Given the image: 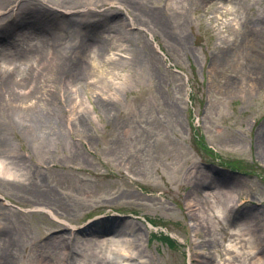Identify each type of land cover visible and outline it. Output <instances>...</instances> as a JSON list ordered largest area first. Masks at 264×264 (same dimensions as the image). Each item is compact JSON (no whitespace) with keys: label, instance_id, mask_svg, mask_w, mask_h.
<instances>
[{"label":"rangeland","instance_id":"obj_1","mask_svg":"<svg viewBox=\"0 0 264 264\" xmlns=\"http://www.w3.org/2000/svg\"><path fill=\"white\" fill-rule=\"evenodd\" d=\"M123 1H98L90 24L67 23L69 32L50 35L61 42L96 28L111 41L123 40L128 56L109 51V42L100 38V53L91 59L104 64L113 58L106 65L116 68L107 69L110 80L101 78L95 86L87 77L68 89L64 79H56L53 85L64 94L48 87L44 100L36 94L0 103L16 119L0 129V156L15 154L27 172L26 180L0 179L4 223L23 238L8 264H23L22 253L38 239L79 229L114 233L124 239L118 246L136 243L143 264H242L238 255L256 252V240L264 248L261 231L246 234L251 222L264 225V153L257 140L264 137V47L256 61L251 43L261 32L257 38L264 46V0H139L140 8ZM130 18L132 28L108 30L112 22L128 24ZM36 37L48 34L38 31ZM138 54L141 62L133 61ZM92 71L87 65V74ZM27 181L26 190L15 183L24 187ZM234 187L237 198L228 195L232 203L219 219L209 201L219 205V196ZM189 198L205 224L197 233ZM238 226L245 228L241 242L242 236L227 231ZM229 243L240 253L225 250ZM63 251L53 248L56 264ZM257 256L264 261L263 251L243 258L244 264Z\"/></svg>","mask_w":264,"mask_h":264},{"label":"bare ground","instance_id":"obj_2","mask_svg":"<svg viewBox=\"0 0 264 264\" xmlns=\"http://www.w3.org/2000/svg\"><path fill=\"white\" fill-rule=\"evenodd\" d=\"M98 1L101 2V5H104L105 0H90L85 3L78 0H0V103L2 100L4 101L5 98L11 96L15 99L27 96L33 97V95L36 94L39 96V100H44L49 95L48 87H52L51 92L64 94L66 91L53 85L55 81L60 79H64L67 88L70 83L81 82L87 79V77L93 81V85H95L101 78L103 80H110L108 77H105L108 73L107 69L112 70L116 68H108L106 65L110 64L113 58L106 59L104 64H95V61L91 59H97V52L100 53L98 46L101 44L100 38L109 42V51L114 50L122 52L128 56V53L121 44L123 40L115 39L111 41L110 38L104 37L102 32L98 31L96 28L87 30L84 36L72 38V36L66 35L65 37L68 38L69 36V38H71L61 42L56 41L54 37L50 36L52 34L63 35L69 32L70 27L67 23L74 25L90 24V22H86L90 19V16L88 15L92 12L99 13V11L96 10L99 7L97 5ZM123 2L125 7L132 6L140 8L139 0H124ZM28 18H33V22L30 21L28 26L22 22H20L21 24H18V21L21 19L29 21L30 19ZM154 18H159L157 21L159 22L158 24H160L161 28L166 31L167 24L164 19L157 16L155 13ZM116 26L118 28L121 26L122 29L132 28L133 21L131 18L129 19L128 24H124L121 20L114 21L108 30L117 33L118 29H116ZM28 27L31 28L27 29ZM21 29H26L27 31H23V34H20L21 36L15 37V33H17L16 30ZM260 30H262V28ZM38 31H44L48 34V37L39 41V38L36 37ZM260 34L262 33L257 32V37H259ZM257 37L256 40L251 41V43L254 44L253 46H255L252 51L255 54L254 57L258 58L256 61L260 60L261 62L262 49L264 46L260 38ZM90 49H94V51L91 50V54L89 53L86 55ZM84 55L86 57H84ZM127 56L125 59L128 60L129 58ZM131 59L136 62H141L142 57L138 54L137 58L131 57ZM118 60L120 62V59ZM87 65L93 70L92 73L87 74ZM119 65L127 66L128 62L121 61V64ZM98 89L100 90V93L103 90V93L107 94V91L103 88L98 87ZM76 91L77 90L70 89L72 94H75ZM239 96H241L240 98L243 101L250 100L249 94H240ZM11 106L15 107V105ZM0 113V129L6 127L5 125H8L9 122L15 124L16 119L13 116V113H10L6 109L3 111L1 108ZM46 114L47 111L45 112V115ZM39 120L41 121L40 116ZM27 124H29V121ZM257 140L259 142V149L264 153V137H258ZM0 149L2 150V147H0ZM22 164L21 158L15 156L13 153L0 156V179L11 182H14L15 180L20 181L21 179L26 180L27 178H25V176L27 175V172H24V166ZM28 182L29 181L23 185L24 187H21L18 182L15 183L20 188L26 190V187L29 186ZM30 191L33 192L32 189ZM217 191L218 190L214 192L209 191L210 195H207L209 198L214 199L213 197ZM228 195H232L233 198L235 197L236 199V187L224 192L223 197H220L221 195L219 196V200H217L219 205L213 203L212 200L209 201L212 203L211 208L213 209V212L219 219L224 218L229 203H232L227 202L226 199L230 198ZM189 199L187 202L188 207L191 208L189 214L190 218L193 220L192 226L194 232L197 233L200 225L204 227L205 224L204 220L201 219L203 216H201L199 207H197L193 198ZM47 211L50 215L55 216L51 210ZM5 214L6 213L0 211V264L10 263L13 259L11 251L15 249L16 256V252L21 246H23V238L20 230L15 228L14 232L9 228L8 224L4 223V221H7ZM251 225L255 226L252 222ZM251 225H246V227H251V230L249 228L246 234H249L250 232L255 233L257 232L256 230L261 231V234H264L263 224H259L257 221V225L254 228ZM244 229L245 228L238 226V228L227 229V231L230 234L232 233L231 235L242 236L243 234L241 235L240 233L241 231H244ZM81 233H84L83 237L81 236ZM90 233L91 231L88 232L84 229H79L76 234L75 232L70 231L66 236H53V238L49 237L45 241L38 239L31 244V250L26 255L22 253L24 255L22 259L24 261L22 262L23 264H56L53 259V253L55 254V252L52 251L55 245H59L64 248V251L58 254L59 263L57 264H89L90 262L91 264H132L135 262V259L136 262L138 261L137 264H143L144 261L141 260V251L138 250L139 245L136 243H128L125 245L124 242L122 245L118 246L117 243L119 241L121 242V240L124 241V239L119 240V236L118 239H116L117 237L114 233H106L104 231L94 232L96 234ZM124 235L127 234H123L122 232L121 236ZM259 237L263 238L264 235ZM238 239H240V242L241 240H245L244 236ZM66 240H71L72 245H67V243H65ZM256 242L258 243V240L254 243ZM257 243V246L254 247V249H257L256 252L248 249V252L244 251L246 253H241L242 255L238 256L243 257L244 259H252L255 258L256 255H261L264 248L261 246V241L260 243ZM202 244L203 242H199L198 245L200 246ZM49 245L52 249V253L49 252ZM119 247H122V249ZM119 249H121L122 252H118L117 250ZM225 250H230V253H232V251L240 253L238 248L231 243L227 245ZM75 254L80 255L82 259L73 258ZM257 257L258 260L256 262L253 261L251 264H264V261L261 262L259 260L261 257ZM243 258H241L243 262L242 264L245 263ZM197 264H204V262L198 260Z\"/></svg>","mask_w":264,"mask_h":264}]
</instances>
